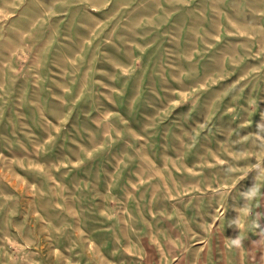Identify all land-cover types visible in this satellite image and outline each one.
I'll list each match as a JSON object with an SVG mask.
<instances>
[{
	"label": "rangeland",
	"instance_id": "374dc122",
	"mask_svg": "<svg viewBox=\"0 0 264 264\" xmlns=\"http://www.w3.org/2000/svg\"><path fill=\"white\" fill-rule=\"evenodd\" d=\"M0 264H264V0H0Z\"/></svg>",
	"mask_w": 264,
	"mask_h": 264
},
{
	"label": "clouds",
	"instance_id": "9594fccd",
	"mask_svg": "<svg viewBox=\"0 0 264 264\" xmlns=\"http://www.w3.org/2000/svg\"><path fill=\"white\" fill-rule=\"evenodd\" d=\"M230 243H231L232 245L239 246L240 243H241V241H240V238L237 237V238L231 239V240H230Z\"/></svg>",
	"mask_w": 264,
	"mask_h": 264
}]
</instances>
